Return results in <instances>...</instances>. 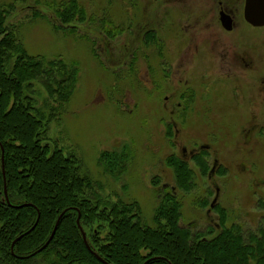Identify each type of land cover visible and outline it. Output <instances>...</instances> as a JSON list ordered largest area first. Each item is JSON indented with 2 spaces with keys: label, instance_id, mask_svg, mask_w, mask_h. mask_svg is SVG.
I'll use <instances>...</instances> for the list:
<instances>
[{
  "label": "rangeland",
  "instance_id": "rangeland-1",
  "mask_svg": "<svg viewBox=\"0 0 264 264\" xmlns=\"http://www.w3.org/2000/svg\"><path fill=\"white\" fill-rule=\"evenodd\" d=\"M220 3L0 0L15 38L11 48L78 72L70 98L68 77L55 79L52 90L37 81L23 88L42 121V147L50 143L48 152L69 158L79 182L86 179L79 198L101 206L84 224L93 249L112 251L111 230L123 218L143 232L168 231L159 210L171 199L191 244L197 235L215 240L233 228L245 245L263 239L264 29L246 23L240 0L233 8L237 29L226 35L212 22L220 19ZM188 6L192 14H207L191 32L181 25ZM205 27L225 34L218 53L206 37L190 38L208 34ZM234 51L243 60L238 66L221 57ZM19 58L13 56L8 69ZM251 62L254 70L247 68ZM55 66L49 68L54 75L61 69ZM111 153L120 157L115 175L102 161ZM174 161L186 166V176ZM2 168L5 175L4 162ZM147 250L140 247L143 258Z\"/></svg>",
  "mask_w": 264,
  "mask_h": 264
},
{
  "label": "trees",
  "instance_id": "trees-1",
  "mask_svg": "<svg viewBox=\"0 0 264 264\" xmlns=\"http://www.w3.org/2000/svg\"><path fill=\"white\" fill-rule=\"evenodd\" d=\"M3 15L0 12V38L4 37L0 41V264H34L39 260L41 264H104L95 255L107 264H212V260L222 264H264V232L263 239L252 245H245L234 228L225 229L215 240L197 235L198 241L191 244L189 232L178 228V207L174 199L164 201L159 210L168 231L143 232L123 218L111 230L112 251L93 249L87 237L89 250L78 220L86 233L84 224L89 221L88 215L98 212L101 206L99 203L89 205L90 200L79 198L86 179L79 182L71 169V160L55 151L48 152L52 148L50 143L42 147L39 113L31 107L23 88L27 83L37 81L52 90L57 86L55 79L63 77L66 80L68 77L70 88L66 93L70 98L78 72L58 66L55 60L35 58L23 49L11 48L13 41L10 38H15L8 34ZM62 18L65 20L64 15ZM7 50L11 53L6 54ZM13 56L20 58L8 69ZM54 64L61 68L55 75L49 70ZM41 128L43 130V126ZM47 152L50 153L48 160L45 158ZM102 161L111 173H117L118 154H104ZM173 165L179 175L186 176L183 163L174 161ZM4 180H7L8 202L4 196ZM184 182L181 178V183ZM113 212L116 217L124 215L120 211ZM62 214L65 215L53 241L46 250L38 253L51 238ZM24 235L13 254V243ZM142 246L149 249L148 257L143 258L139 253Z\"/></svg>",
  "mask_w": 264,
  "mask_h": 264
},
{
  "label": "flooded vegetation",
  "instance_id": "flooded-vegetation-1",
  "mask_svg": "<svg viewBox=\"0 0 264 264\" xmlns=\"http://www.w3.org/2000/svg\"><path fill=\"white\" fill-rule=\"evenodd\" d=\"M246 2L247 0H244V11H243V15H244V20L246 21V23L251 26L254 29H264L260 28V27H254L252 25H250L246 18H245V10H246ZM239 5H240V0H222V3H220V19L219 21L217 19L214 18L212 19V22L214 23L215 26H217V29L220 28V30H224L225 34L232 36V34L236 31L237 29V23H238V19L235 16V13L233 11V8H238L239 9ZM189 10L187 12V18L184 16V19L181 21V25L183 24V27H186V31L187 32H191L193 31L194 27L199 28V23L200 21H202L203 19H206L204 17H206V13H203L200 11V13H196V14H192L190 12V10H193L190 6H188ZM217 12V11H216ZM216 12H215V17H216ZM262 13H259L258 15L255 16H260ZM193 15V16H192ZM192 16V18H191ZM206 32L208 34H202V33H193L190 38H196V39H204V37H206L207 39H209L210 41H213L215 47L213 49V52L218 53L220 51V46H219V40L222 39V36L225 34H217L216 31L217 30H213V31H208L210 30L208 27H205ZM223 28V29H222ZM208 29V30H207ZM197 36H199L197 38ZM226 37V36H225ZM233 37V36H232ZM192 41H196L195 39H192ZM224 47V45H223ZM236 47V46H235ZM192 48V47H191ZM189 52H191V50H189ZM227 52V55H225V58L223 57V55L221 56L223 59H226L227 57H229V59H231L233 61L234 66H238L241 62H243V60L241 61L242 57H239V53L237 51L234 52ZM219 57V56H218ZM245 61V60H244ZM248 65V64H247ZM253 66V62H251L247 68H252L254 70ZM224 68V66H223ZM264 84V80L263 83Z\"/></svg>",
  "mask_w": 264,
  "mask_h": 264
},
{
  "label": "water",
  "instance_id": "water-1",
  "mask_svg": "<svg viewBox=\"0 0 264 264\" xmlns=\"http://www.w3.org/2000/svg\"><path fill=\"white\" fill-rule=\"evenodd\" d=\"M259 13H262L260 16H255V15H258ZM245 18L247 20V22L251 25H253L254 27H264V0H247V3H246V10H245ZM7 193V192H6ZM218 196H219V191H218ZM6 200L8 202V199H7V195H6ZM218 201V198L217 200H215V203ZM17 209H21V208H17ZM65 214H62L60 216V218L58 219L57 221V224L55 226V230L51 236V238L49 239V241L47 242V244L45 245V247L40 250L38 253H41L42 251H44L48 245L52 242V240L54 239L55 237V234L57 233L58 231V228L61 224V221H62V218L64 217ZM78 225L81 229V231L83 232L82 228H81V225H80V219L78 220ZM35 228H33L34 230ZM32 230V231H33ZM31 231V232H32ZM28 234V233H27ZM25 237L22 236L21 238H18L14 243H13V247L19 242L21 241L23 238ZM83 238H84V242L87 246V248L90 250L89 246H88V243H87V238L85 236V233L83 232ZM100 261H102L104 264H107L106 262H104L102 259H100L97 255H95ZM24 259V258H22ZM148 264V263H147Z\"/></svg>",
  "mask_w": 264,
  "mask_h": 264
}]
</instances>
